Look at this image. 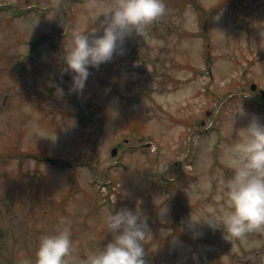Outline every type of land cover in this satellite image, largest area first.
I'll return each instance as SVG.
<instances>
[{"label":"rangeland","instance_id":"1","mask_svg":"<svg viewBox=\"0 0 264 264\" xmlns=\"http://www.w3.org/2000/svg\"><path fill=\"white\" fill-rule=\"evenodd\" d=\"M109 2L0 0V264H35L61 216L82 264L124 206L146 218V264H264V231L202 220L225 203L227 146L264 123V0H165L71 91L64 45L77 28L102 35Z\"/></svg>","mask_w":264,"mask_h":264},{"label":"clouds","instance_id":"2","mask_svg":"<svg viewBox=\"0 0 264 264\" xmlns=\"http://www.w3.org/2000/svg\"><path fill=\"white\" fill-rule=\"evenodd\" d=\"M165 12V0H112L101 5L94 19L104 15L103 34L90 36V31H98L96 27L77 28L70 43L64 45L63 70L74 73L70 90L82 91L90 73L89 65L98 68L112 59L127 35L133 31L143 35L147 25ZM57 91L62 94L63 88ZM243 112L242 107L240 113ZM238 136L226 149V165L232 169V175L224 180L222 211L206 215L202 220L212 228H220L223 234L227 232L230 238L243 239L249 232L264 231V123L253 117L238 129ZM104 223L113 238L102 248L91 251L82 264H146L144 241L151 232L140 212L126 206L116 211L108 209ZM73 250L70 220L61 216L57 230L40 237L35 264H69ZM21 264L33 262L24 258Z\"/></svg>","mask_w":264,"mask_h":264},{"label":"water","instance_id":"3","mask_svg":"<svg viewBox=\"0 0 264 264\" xmlns=\"http://www.w3.org/2000/svg\"><path fill=\"white\" fill-rule=\"evenodd\" d=\"M116 152V148L112 149V154H114Z\"/></svg>","mask_w":264,"mask_h":264},{"label":"flooded vegetation","instance_id":"4","mask_svg":"<svg viewBox=\"0 0 264 264\" xmlns=\"http://www.w3.org/2000/svg\"><path fill=\"white\" fill-rule=\"evenodd\" d=\"M195 264V263H194Z\"/></svg>","mask_w":264,"mask_h":264}]
</instances>
